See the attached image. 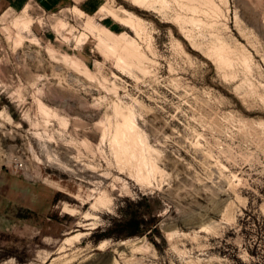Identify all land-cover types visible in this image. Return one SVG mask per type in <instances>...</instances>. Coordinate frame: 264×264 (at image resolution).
I'll list each match as a JSON object with an SVG mask.
<instances>
[{
  "label": "rangeland",
  "instance_id": "obj_1",
  "mask_svg": "<svg viewBox=\"0 0 264 264\" xmlns=\"http://www.w3.org/2000/svg\"><path fill=\"white\" fill-rule=\"evenodd\" d=\"M119 4L0 9V264H264V0Z\"/></svg>",
  "mask_w": 264,
  "mask_h": 264
},
{
  "label": "bare ground",
  "instance_id": "obj_2",
  "mask_svg": "<svg viewBox=\"0 0 264 264\" xmlns=\"http://www.w3.org/2000/svg\"><path fill=\"white\" fill-rule=\"evenodd\" d=\"M129 1H130V3L133 6L144 8V9L153 10L155 8V4L159 3L162 6L164 4L165 0H129ZM114 2H115V0H110L111 4L103 5L101 7V9H104V11L106 10L108 16H110L117 23H119V24L123 25L124 27H127V28H129L131 30H134L137 33H139L141 31L140 25H141L142 22L145 21V18L142 17L141 15L131 11L130 9L126 8L125 6H123L121 4L117 5L114 8V6H113ZM74 7L80 10V8H78L76 5H74ZM80 11H82V10H80ZM15 24H17V26L20 28V31H28V30H30V25L32 24V19L27 15V17L23 18L22 20L16 21ZM101 27L104 30L105 36L99 35L98 39H99V41L101 43L105 44L104 46H107L108 48L114 50V49H117V47H115V44L109 43V39H116L117 41L120 42V46L119 47L122 49L121 51L124 52V55H125V56H121V57L118 56V57H120L119 59H120L121 63L129 66V65H132L134 63V62L131 61L133 58H135V57L136 58L137 57H143V54L138 51V48H137L136 44H134L133 41H128V40L125 39V37H126L125 33L115 34L111 30H109L108 28L103 27V26H101ZM184 36H185V34H184ZM176 39L179 42V44L182 47V49L185 51V53L190 54L184 48V46L182 45V41L179 38H177V37H176ZM222 48L225 51V48L223 46H222ZM223 52L222 53L220 52V54L224 55ZM63 56H66L64 58H69L70 57L69 59H71L73 61H76L75 60L76 58H74L73 56H69V57H67V55H63ZM220 56H222V55H219V57ZM222 59H224V58H222ZM225 61H226L225 59H224L223 62H221V60H220L221 63H224ZM217 63H219V62H217ZM42 111H43L44 114H48V110L42 108ZM120 113H121V111L119 112V114ZM1 114H2V112H0V115ZM263 121H264V119H263ZM121 125H122V130H123V132L125 134H127V135L132 134L133 131L135 130V126H136V119H135L134 112L130 111L127 114H123L122 115V124ZM45 183L47 185H49L50 187H53V188H55L57 190H61L62 189V186L59 183V181H57L55 179L47 178ZM106 196L107 195H105L104 193H101L97 197L93 198L94 200L91 202V208L93 210H98L99 207H101L103 205H106L107 202H111L110 199H109V201L106 202V200H108L107 199L108 196L107 197ZM75 198L79 199L80 196L76 195ZM63 211L66 212V213H70L72 215H75L79 210L77 208H75V207H72L69 203L65 202V204L63 206ZM83 218H85L87 220H89V219L91 220V219L94 218V214L91 213V212H84ZM79 235H80V233H75V234L67 236L64 239V243H70L72 241V239L77 238ZM128 241H129V239L122 240V241H120V245L127 244ZM103 242L104 241L99 243L98 247H101Z\"/></svg>",
  "mask_w": 264,
  "mask_h": 264
},
{
  "label": "crops",
  "instance_id": "obj_3",
  "mask_svg": "<svg viewBox=\"0 0 264 264\" xmlns=\"http://www.w3.org/2000/svg\"><path fill=\"white\" fill-rule=\"evenodd\" d=\"M27 1L31 0H0V9H15L24 7ZM39 7L47 10L66 8L67 6L77 5L82 11L88 14H95L104 0H32Z\"/></svg>",
  "mask_w": 264,
  "mask_h": 264
},
{
  "label": "trees",
  "instance_id": "obj_4",
  "mask_svg": "<svg viewBox=\"0 0 264 264\" xmlns=\"http://www.w3.org/2000/svg\"><path fill=\"white\" fill-rule=\"evenodd\" d=\"M118 1H121V0H118ZM125 6L128 7V8H130V9H132V10H135V11H136L138 14H140V15H143V16L145 15V13H142V12L138 11L135 7L128 6V5H126V4H125ZM188 49H189V48H188ZM189 50H190V49H189ZM132 221H135V220H134V219H133V220L131 219V222H132ZM135 223L138 225L137 222H135ZM137 233H140V230H139V229H137V230H131L129 234L134 235V234H137Z\"/></svg>",
  "mask_w": 264,
  "mask_h": 264
},
{
  "label": "built area",
  "instance_id": "obj_5",
  "mask_svg": "<svg viewBox=\"0 0 264 264\" xmlns=\"http://www.w3.org/2000/svg\"><path fill=\"white\" fill-rule=\"evenodd\" d=\"M26 168V165H25V163L24 162H22L21 160H17L16 162H15V169L16 170H24Z\"/></svg>",
  "mask_w": 264,
  "mask_h": 264
}]
</instances>
